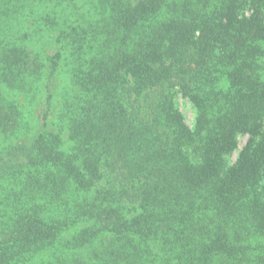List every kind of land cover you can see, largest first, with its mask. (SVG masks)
Listing matches in <instances>:
<instances>
[{
	"label": "trees",
	"instance_id": "16d2710c",
	"mask_svg": "<svg viewBox=\"0 0 264 264\" xmlns=\"http://www.w3.org/2000/svg\"><path fill=\"white\" fill-rule=\"evenodd\" d=\"M0 264H264V0H0Z\"/></svg>",
	"mask_w": 264,
	"mask_h": 264
},
{
	"label": "rangeland",
	"instance_id": "374dc122",
	"mask_svg": "<svg viewBox=\"0 0 264 264\" xmlns=\"http://www.w3.org/2000/svg\"><path fill=\"white\" fill-rule=\"evenodd\" d=\"M178 101H179V104H180V109L185 115L187 124L189 126H192V124L194 122V118H195V112H194V109H193L192 105L189 103L188 100L183 99L181 97H178ZM247 139H248L247 136L240 138V140H239V150H241L245 146V144L247 142ZM238 152L239 151L234 153V155L232 157L233 161L237 158Z\"/></svg>",
	"mask_w": 264,
	"mask_h": 264
}]
</instances>
